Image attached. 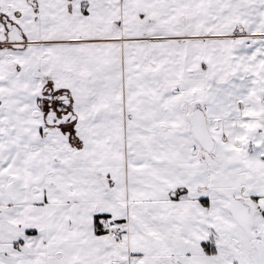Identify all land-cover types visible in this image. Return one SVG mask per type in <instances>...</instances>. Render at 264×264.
I'll return each mask as SVG.
<instances>
[{"label": "snow or ice", "instance_id": "snow-or-ice-1", "mask_svg": "<svg viewBox=\"0 0 264 264\" xmlns=\"http://www.w3.org/2000/svg\"><path fill=\"white\" fill-rule=\"evenodd\" d=\"M0 264H264V0H0Z\"/></svg>", "mask_w": 264, "mask_h": 264}]
</instances>
